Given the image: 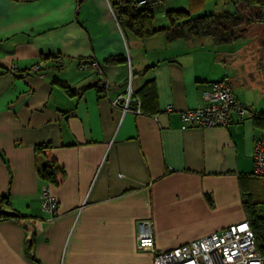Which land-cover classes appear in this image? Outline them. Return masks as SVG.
Here are the masks:
<instances>
[{
  "label": "crops",
  "instance_id": "crops-1",
  "mask_svg": "<svg viewBox=\"0 0 264 264\" xmlns=\"http://www.w3.org/2000/svg\"><path fill=\"white\" fill-rule=\"evenodd\" d=\"M240 54L211 36L141 39L121 28L110 0H0V200L26 217H0V264H152L137 244L140 221L153 223L159 250L246 221L262 113L239 98L255 116L185 130L180 117L205 104L212 82L240 77L230 64ZM115 56L123 60L106 62ZM39 63L27 77L10 71ZM149 80L157 88L149 109L157 113L125 110L129 87L138 101ZM98 82L102 91L75 97L61 86L80 91ZM38 145H49L47 158L36 154ZM51 159L65 171L60 184H47L55 217L43 210L38 174Z\"/></svg>",
  "mask_w": 264,
  "mask_h": 264
},
{
  "label": "built area",
  "instance_id": "built-area-1",
  "mask_svg": "<svg viewBox=\"0 0 264 264\" xmlns=\"http://www.w3.org/2000/svg\"><path fill=\"white\" fill-rule=\"evenodd\" d=\"M81 1V0H78ZM139 7L146 4L147 0H134ZM92 66L101 74L98 62ZM42 63L31 69L19 71L17 66L11 65L10 71L18 73L21 77L39 73ZM205 104L197 108L186 109L181 112L182 129L227 127L234 117L239 122L255 116L242 103L226 80H217L211 83L210 89L203 93ZM132 90L129 87L125 110H129L132 102ZM118 107V101L113 102ZM173 107L167 106V111ZM133 112L141 113L140 102ZM254 171L253 175L264 179V135L256 138L253 149ZM42 207L51 217L58 214V201L51 193L48 185L42 188ZM137 244L142 249H147L152 254V264H264V255L258 249L256 236L250 223L242 221L231 224L219 231L204 237L183 243L169 250H159L155 245L153 223L143 220L138 223Z\"/></svg>",
  "mask_w": 264,
  "mask_h": 264
},
{
  "label": "trees",
  "instance_id": "trees-1",
  "mask_svg": "<svg viewBox=\"0 0 264 264\" xmlns=\"http://www.w3.org/2000/svg\"><path fill=\"white\" fill-rule=\"evenodd\" d=\"M162 0H147L146 4L139 7L134 0H110L116 18L123 30H129L137 37L146 39L157 33H165L169 41H175L181 38L191 36H211L216 44L227 45L233 44L237 40L243 38L248 31L249 25L254 22L264 23V0H229L234 6V10H226L222 13H209L203 16L192 17V10H168L166 18L169 22L168 27L156 29L154 27V8L161 3ZM196 3L201 0H191ZM58 60V59H54ZM123 60L122 57H111L106 60L107 63L115 64ZM151 67L146 68L149 70ZM64 92L75 97L80 95L82 91L89 88H96L102 91L105 88L99 82L95 85L82 88L77 91L69 86L61 85ZM135 96L140 100L141 113L154 115L157 112L151 111L149 108H156L157 104V88L154 80L145 83ZM130 107H138V101L132 100ZM156 112V113H155ZM264 119V113H262ZM49 145H38L36 154H42L47 158L46 150ZM64 168L54 159L47 164L38 168V174L45 185H58L64 176ZM1 207L5 209L8 204L7 198L0 200ZM247 221L250 223L252 230L256 236V242L259 251L264 255V218L256 214L255 203L245 202ZM6 216L0 214V217ZM15 217L24 219L26 217L16 214ZM35 239V234H32ZM34 242V241H33ZM29 249L32 248V242Z\"/></svg>",
  "mask_w": 264,
  "mask_h": 264
},
{
  "label": "rangeland",
  "instance_id": "rangeland-1",
  "mask_svg": "<svg viewBox=\"0 0 264 264\" xmlns=\"http://www.w3.org/2000/svg\"><path fill=\"white\" fill-rule=\"evenodd\" d=\"M183 5L185 7H183ZM165 6L164 2L155 6V26H161L160 24H162L164 20L168 25L165 18ZM168 6L171 10H192V17L203 16L209 13H221L224 10H234V6L229 0H201L196 3L191 0H168ZM262 42H264V23L254 22L249 25L248 31L243 38L237 40L233 44L225 45V49H230L233 54H235V52H240L242 56L237 64L233 61L234 57L232 56L230 64L239 66L240 77H229L228 83L238 98L242 99V101L251 100L253 102V107L259 113H264V52L257 53L256 57H245V55L251 50L259 47ZM248 71L253 72L254 77L243 75L244 72ZM252 179L253 183L251 189L254 194V201L251 202L255 203L256 214L264 218V179L259 177H252ZM250 193V189L247 190L248 198Z\"/></svg>",
  "mask_w": 264,
  "mask_h": 264
},
{
  "label": "water",
  "instance_id": "water-1",
  "mask_svg": "<svg viewBox=\"0 0 264 264\" xmlns=\"http://www.w3.org/2000/svg\"><path fill=\"white\" fill-rule=\"evenodd\" d=\"M0 214L8 215V216H15L16 213L12 210L2 209L1 202H0Z\"/></svg>",
  "mask_w": 264,
  "mask_h": 264
},
{
  "label": "flooded vegetation",
  "instance_id": "flooded-vegetation-1",
  "mask_svg": "<svg viewBox=\"0 0 264 264\" xmlns=\"http://www.w3.org/2000/svg\"><path fill=\"white\" fill-rule=\"evenodd\" d=\"M263 50H264V47H263Z\"/></svg>",
  "mask_w": 264,
  "mask_h": 264
}]
</instances>
